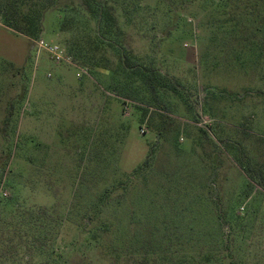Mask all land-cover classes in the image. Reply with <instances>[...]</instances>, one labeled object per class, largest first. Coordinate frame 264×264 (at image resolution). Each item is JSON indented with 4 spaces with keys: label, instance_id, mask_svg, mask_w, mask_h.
Wrapping results in <instances>:
<instances>
[{
    "label": "rangeland",
    "instance_id": "1",
    "mask_svg": "<svg viewBox=\"0 0 264 264\" xmlns=\"http://www.w3.org/2000/svg\"><path fill=\"white\" fill-rule=\"evenodd\" d=\"M13 3L0 264H264V0Z\"/></svg>",
    "mask_w": 264,
    "mask_h": 264
},
{
    "label": "trees",
    "instance_id": "2",
    "mask_svg": "<svg viewBox=\"0 0 264 264\" xmlns=\"http://www.w3.org/2000/svg\"><path fill=\"white\" fill-rule=\"evenodd\" d=\"M54 2H58V0H49L48 2H44V3H42L41 0H14V3L10 8L12 12L9 15H5L3 19L5 21V24L8 27H10L12 30H14L16 33H20L31 38L38 37L43 30L42 20H43L44 12L49 7H51ZM123 60L125 62L124 57ZM237 217L240 218V215L237 214ZM233 233H231L230 231V235L228 234L223 236H225V239H229L230 237H233ZM225 243L226 240L223 241L222 243H216L214 247L210 249L212 251L211 255L213 254L214 258L215 257L224 258L226 256L225 252H227L226 251L227 248L226 249L219 248L221 246H224ZM61 255H64L62 251H61ZM48 262L49 261H47V264ZM206 262H208V264H212L210 259L204 261V263ZM180 263L200 264L199 261L196 262L194 261V259L181 261ZM231 264L234 263L231 262Z\"/></svg>",
    "mask_w": 264,
    "mask_h": 264
},
{
    "label": "built area",
    "instance_id": "3",
    "mask_svg": "<svg viewBox=\"0 0 264 264\" xmlns=\"http://www.w3.org/2000/svg\"><path fill=\"white\" fill-rule=\"evenodd\" d=\"M43 45V44H41ZM51 54L56 58V59H61L63 51L58 47V46H51L49 48Z\"/></svg>",
    "mask_w": 264,
    "mask_h": 264
}]
</instances>
